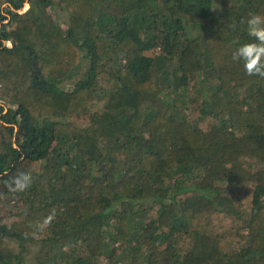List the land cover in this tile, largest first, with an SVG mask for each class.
<instances>
[{
  "label": "trees",
  "instance_id": "trees-1",
  "mask_svg": "<svg viewBox=\"0 0 264 264\" xmlns=\"http://www.w3.org/2000/svg\"><path fill=\"white\" fill-rule=\"evenodd\" d=\"M253 12L0 0V264H264V79L231 57Z\"/></svg>",
  "mask_w": 264,
  "mask_h": 264
},
{
  "label": "clouds",
  "instance_id": "clouds-1",
  "mask_svg": "<svg viewBox=\"0 0 264 264\" xmlns=\"http://www.w3.org/2000/svg\"><path fill=\"white\" fill-rule=\"evenodd\" d=\"M216 8V7H213ZM245 26L247 35L251 39L240 42L234 40L236 45L231 53L232 60L242 63L244 72L248 76H255L264 79V15L260 13H249L246 19L240 21ZM233 28L236 25H232ZM34 175L31 170H20L10 179L3 182V186L11 193H20L29 189L33 183ZM54 214H49L42 222L35 227L42 228L51 224ZM29 227H32L30 225ZM30 233L22 235L27 238Z\"/></svg>",
  "mask_w": 264,
  "mask_h": 264
},
{
  "label": "rangeland",
  "instance_id": "rangeland-1",
  "mask_svg": "<svg viewBox=\"0 0 264 264\" xmlns=\"http://www.w3.org/2000/svg\"><path fill=\"white\" fill-rule=\"evenodd\" d=\"M26 5L27 4L25 3L23 5L22 9H20V10H23L26 7ZM48 10L56 21L60 22L61 24L63 21H66L67 17H66V14L64 12H61L59 9H57L55 7H49ZM5 43L7 44V46H11V41L7 40ZM199 123L203 127H205V125H206L204 121H200ZM249 189H250V185L246 186V188L244 190L246 199H247V197H249V193H248ZM213 217H214V220L216 222L217 231L223 232L224 229L229 230V228H231L234 225V223L232 222V220L230 218L222 216V214H218L216 216L213 215ZM242 241L243 240L241 238H239V244Z\"/></svg>",
  "mask_w": 264,
  "mask_h": 264
},
{
  "label": "water",
  "instance_id": "water-1",
  "mask_svg": "<svg viewBox=\"0 0 264 264\" xmlns=\"http://www.w3.org/2000/svg\"><path fill=\"white\" fill-rule=\"evenodd\" d=\"M27 4V3H26Z\"/></svg>",
  "mask_w": 264,
  "mask_h": 264
}]
</instances>
